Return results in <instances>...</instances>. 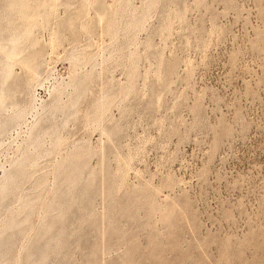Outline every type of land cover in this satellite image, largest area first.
<instances>
[{"label": "rangeland", "instance_id": "obj_1", "mask_svg": "<svg viewBox=\"0 0 264 264\" xmlns=\"http://www.w3.org/2000/svg\"><path fill=\"white\" fill-rule=\"evenodd\" d=\"M0 247L264 264V0H0Z\"/></svg>", "mask_w": 264, "mask_h": 264}, {"label": "bare ground", "instance_id": "obj_2", "mask_svg": "<svg viewBox=\"0 0 264 264\" xmlns=\"http://www.w3.org/2000/svg\"><path fill=\"white\" fill-rule=\"evenodd\" d=\"M5 69V68H4ZM7 72V71H6ZM9 73V72H8ZM4 74H6L5 72H4ZM5 76V75H4ZM1 90H3V89H1ZM2 103V102H1ZM4 241V240H3ZM1 246H2V244H1ZM3 246H4V243H3ZM1 248V247H0ZM0 253H2V252H0ZM41 255H43V251H42V254ZM44 255H45V253H44ZM43 255V256H44ZM41 257V256H40ZM37 258V257H36ZM37 260V259H36ZM39 260H40V258H39ZM38 261V260H37ZM41 261V260H40ZM32 263H34V261L32 262ZM34 264H36V261H35V263Z\"/></svg>", "mask_w": 264, "mask_h": 264}]
</instances>
